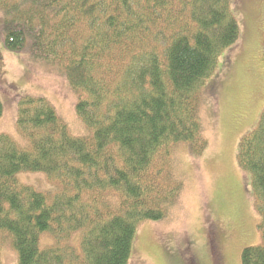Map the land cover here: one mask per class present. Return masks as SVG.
<instances>
[{
    "label": "trees",
    "instance_id": "1",
    "mask_svg": "<svg viewBox=\"0 0 264 264\" xmlns=\"http://www.w3.org/2000/svg\"><path fill=\"white\" fill-rule=\"evenodd\" d=\"M0 9L5 48L59 67L88 130L73 135L44 96L0 99V119L14 106L18 134L0 135V264L6 246L18 264H129L138 227L179 203L175 149L207 148L201 95L240 36L232 0H0ZM236 159L262 218L263 243L244 248L242 263L264 264V111Z\"/></svg>",
    "mask_w": 264,
    "mask_h": 264
},
{
    "label": "rangeland",
    "instance_id": "2",
    "mask_svg": "<svg viewBox=\"0 0 264 264\" xmlns=\"http://www.w3.org/2000/svg\"><path fill=\"white\" fill-rule=\"evenodd\" d=\"M232 9L239 39L222 55L201 95L207 148L200 155L191 154L184 143L175 149L173 174L182 184L179 203L170 218L138 227L129 264H183L184 259L188 264L191 255L199 264H243V249L263 243L262 218L236 155L241 138L257 126L264 111V0H232ZM4 17L0 9V99L15 105L22 96H44L73 135L86 136L88 130L76 115L77 97L60 68L8 51ZM16 120L14 106L4 109L0 135L18 139ZM21 180L42 191L56 188L42 175H21ZM212 224L215 249L210 259ZM16 254L4 247L2 263L18 264Z\"/></svg>",
    "mask_w": 264,
    "mask_h": 264
},
{
    "label": "flooded vegetation",
    "instance_id": "3",
    "mask_svg": "<svg viewBox=\"0 0 264 264\" xmlns=\"http://www.w3.org/2000/svg\"><path fill=\"white\" fill-rule=\"evenodd\" d=\"M210 232H211L212 237H209V240H208V250H209L210 259H213L212 249H215L214 242H213V239L215 238L213 237L214 232H215L214 224L210 225ZM184 254H185V251H184ZM180 255L183 256L182 252H180ZM191 262H192L191 264H195V260H192ZM183 264H185V259L183 260Z\"/></svg>",
    "mask_w": 264,
    "mask_h": 264
},
{
    "label": "bare ground",
    "instance_id": "4",
    "mask_svg": "<svg viewBox=\"0 0 264 264\" xmlns=\"http://www.w3.org/2000/svg\"><path fill=\"white\" fill-rule=\"evenodd\" d=\"M147 215V214H146Z\"/></svg>",
    "mask_w": 264,
    "mask_h": 264
}]
</instances>
